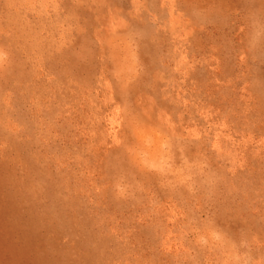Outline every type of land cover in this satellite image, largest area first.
Here are the masks:
<instances>
[{"label": "rangeland", "instance_id": "374dc122", "mask_svg": "<svg viewBox=\"0 0 264 264\" xmlns=\"http://www.w3.org/2000/svg\"><path fill=\"white\" fill-rule=\"evenodd\" d=\"M0 264H264V0H0Z\"/></svg>", "mask_w": 264, "mask_h": 264}]
</instances>
